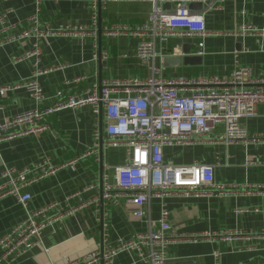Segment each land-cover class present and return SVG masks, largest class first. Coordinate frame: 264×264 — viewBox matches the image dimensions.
<instances>
[{
	"label": "crops",
	"instance_id": "1",
	"mask_svg": "<svg viewBox=\"0 0 264 264\" xmlns=\"http://www.w3.org/2000/svg\"><path fill=\"white\" fill-rule=\"evenodd\" d=\"M105 2L101 7L96 38L90 33L75 37L55 35L41 43L43 54L39 66L53 68L39 77L47 94L64 86L65 80L82 75L102 81L146 77L150 73L135 55L139 36L119 27L134 26L147 20L152 9L151 1ZM190 4L192 12L208 8L206 26L211 33L205 37V53L200 56V62L177 67H165L163 59L160 60L166 75L225 76L233 69L236 60L250 67L253 73L264 71V40L259 36L236 34L238 24L242 22L264 25V0H205L203 9ZM1 7L8 12L9 22L19 30L30 26V18L35 14L33 0H8ZM39 19L51 25L88 24L90 0H43ZM95 41L97 47L93 46ZM196 41L197 38L175 37L169 40L168 47L172 49L180 45L183 52V45L190 43L191 50L196 51ZM29 50L28 41L0 47V88L13 86L32 76V61L23 57ZM95 53L106 54L107 58L95 59ZM34 105L23 87L0 91V121ZM48 120L51 130L0 143V171L4 165L22 168L43 156L49 157L53 163L73 159L91 146L95 125L98 123L103 127L104 123L103 116L88 107L63 108L51 114ZM242 122L252 133L264 135V103L257 106L256 116ZM124 156L123 147L104 148L101 159L88 155L78 160L75 170L63 168L32 183L28 187L31 199L26 207L29 209L60 201L89 184L97 186L84 191L82 196L97 200L44 229L40 242L9 264H63L84 256L95 247H108L118 237L129 238L147 231L149 223L133 214L136 205L127 193L120 192L119 201L109 207L104 206L100 196L102 163L118 166L123 163ZM166 158L177 164L213 163L215 182L233 187L224 194H172L151 199L149 215L152 221L158 219L165 203L178 232L197 237V240L171 242L164 264L183 261L214 264L216 250L222 251L224 264H264V187H258L264 185V141L246 146L207 142L167 148ZM250 159H254V163H249ZM97 207L108 210L109 230L106 235L96 213ZM256 207L260 210L253 211ZM241 208L249 210L238 213ZM25 216L26 209L14 196L0 197V237ZM113 264L144 263L137 259L134 251H123L115 256Z\"/></svg>",
	"mask_w": 264,
	"mask_h": 264
},
{
	"label": "built area",
	"instance_id": "2",
	"mask_svg": "<svg viewBox=\"0 0 264 264\" xmlns=\"http://www.w3.org/2000/svg\"><path fill=\"white\" fill-rule=\"evenodd\" d=\"M5 1L8 0H0V47L28 41L30 50L23 57L31 59L33 73L18 84L0 88V91L23 87L35 105L0 121V143L51 130L48 117L63 108L88 107L101 114L104 123L103 127L98 123L95 125L91 146L73 159L53 163L49 157L43 156L22 168L3 166L0 197L14 196L26 209V216L0 237V264H9L24 256L40 242L44 229L97 200L82 196L84 191L97 186L89 184L60 201L29 209L26 207L31 199L28 187L57 170H75L80 158L94 155L101 159L103 149L108 147H123L125 156L118 166L102 163V202L104 206H112L119 201L120 192L127 193L136 205L133 214L145 218L149 229L129 238L118 237L108 247H95L84 256L69 259L63 264H113L115 256L123 251H134L144 264H164L171 242L197 240V237L178 232L165 203L158 219L152 221L149 215L151 199L172 194H224L233 187L215 182L213 163L194 161L177 164L166 158V149L207 142L246 146L264 141V135L252 133L242 122L256 116L257 106L264 103V71L253 73L250 67L236 60L233 69L225 76L166 75L159 61L165 56L184 55L180 45L172 49L168 47L171 38H197L195 53L199 56L205 53V37L211 33L206 26L208 8L200 12H192L189 8L190 3L205 0H149L152 9L147 20L134 26L119 27L139 36L135 55L148 68V76L98 81L82 75L65 80L64 86L47 94L39 77L53 68L39 66L43 54L41 43L55 35L75 37L90 33L96 38L99 9L107 0H90L88 24L66 25L40 21L43 0H33L35 14L30 18V26L20 30L9 22L8 12L2 9L1 4ZM166 3L173 7L167 8ZM236 34L259 36L264 40V25L242 22L238 24ZM93 46L97 47L96 41ZM98 57L106 59L107 55L95 53L94 58ZM248 162L254 163V159ZM106 210L105 207L96 210L105 235L109 230ZM248 210L241 208L237 212ZM259 210L257 207L253 209ZM221 255L220 250L214 252V264H224Z\"/></svg>",
	"mask_w": 264,
	"mask_h": 264
},
{
	"label": "water",
	"instance_id": "3",
	"mask_svg": "<svg viewBox=\"0 0 264 264\" xmlns=\"http://www.w3.org/2000/svg\"><path fill=\"white\" fill-rule=\"evenodd\" d=\"M169 3H166L165 6H168ZM190 5H195L200 9H203V2H192ZM101 14V9H99V17ZM184 56H165L163 58V65L165 67H177L183 64H194L195 62H200V56L195 54V51L191 50L190 43L183 45ZM193 53V54H192ZM166 264H192L190 261L175 262V263H166Z\"/></svg>",
	"mask_w": 264,
	"mask_h": 264
}]
</instances>
